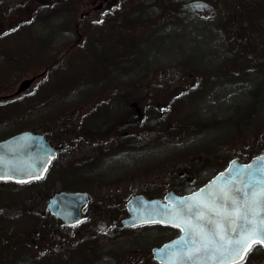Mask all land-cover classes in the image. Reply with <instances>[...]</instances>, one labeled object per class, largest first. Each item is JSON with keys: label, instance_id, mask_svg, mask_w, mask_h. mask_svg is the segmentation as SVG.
<instances>
[{"label": "rangeland", "instance_id": "1", "mask_svg": "<svg viewBox=\"0 0 264 264\" xmlns=\"http://www.w3.org/2000/svg\"><path fill=\"white\" fill-rule=\"evenodd\" d=\"M19 1L21 6L15 4ZM11 2L16 8L3 19L0 15V35L8 29H16L17 34L0 36V96L16 91L24 78L47 69L49 73L37 79L29 93L18 99L17 107L0 113V139L19 130H38L51 138L59 151L55 163L62 165L68 156L82 150L87 153L88 145L104 146L106 151L99 154L106 157L99 165L100 175L96 181L85 179L86 184L79 181V189H90V182L93 187L103 182L117 187L109 193L101 189L97 195L102 199L101 205H111L104 212L109 224L119 223L130 195L152 186L148 193L156 192L159 184L169 182L173 172H184V166L194 161L192 156L216 155L220 159L211 157L207 161L224 166L227 159L237 157L244 161L264 152L262 73L247 61L242 63L245 70L229 68L228 77H205V81L197 77V72L213 71L223 59L234 55L223 36L220 17L239 3L259 4L260 0H112L99 10L94 8L101 0H6L5 7L9 8ZM125 2L133 4L116 15L123 13L130 18L126 27L128 43L123 42L127 39L124 30L118 32L115 27L118 23L104 19ZM53 3L60 4L59 12L41 9L44 4ZM90 10L91 15L87 16L85 12ZM27 22L33 25L26 27ZM1 43L6 45L1 47ZM112 56L115 59L109 60ZM101 64H110L108 71ZM150 79L157 80L158 88H148ZM191 80L193 88L201 83L196 90L200 93L192 94V102L181 101L176 109L181 112L180 120H197L202 129L197 127L182 141L150 146L155 134H149L148 126L142 123L148 104L166 106ZM117 92L121 97L114 100ZM108 106L112 108L106 116L100 110L105 111ZM176 109L172 107L170 113ZM132 130L143 138L125 144L124 134ZM210 169L197 167L195 183L207 181ZM57 172L58 168L51 170L45 192L37 189L34 193L31 187H21L18 193L0 192V218L2 212L9 211L0 220V264H47L41 257L52 251L60 252V256L64 252L61 264H150L149 249L171 234L159 228L115 235L110 231L102 233L93 229V216L86 229L51 220L45 214L46 200L57 191ZM75 182L72 178L63 180L60 191L76 190ZM9 205L17 207L12 210ZM98 205L92 203L93 207ZM26 213H31L33 221L27 220L30 216ZM39 220L43 234L35 224ZM84 241L87 246L75 255V261L72 251Z\"/></svg>", "mask_w": 264, "mask_h": 264}, {"label": "snow or ice", "instance_id": "2", "mask_svg": "<svg viewBox=\"0 0 264 264\" xmlns=\"http://www.w3.org/2000/svg\"><path fill=\"white\" fill-rule=\"evenodd\" d=\"M252 167L248 166L249 182L243 189L236 187L235 181L244 175L245 170L237 168L229 169L227 174L221 173L189 196L167 198L173 201L161 210L167 220L153 222H167L183 234L175 242L178 252L168 257L169 264H199L201 253L210 254L212 259H216V254L221 258L233 254V259L239 257L242 261L253 244H264V200L258 199L260 193L255 190L248 191L257 183L264 184V179L253 180L257 174L264 177V164L254 171ZM4 178L9 177L0 175V179ZM30 178L42 177L30 175ZM206 212L211 213V218L207 219L211 236L199 223L205 220Z\"/></svg>", "mask_w": 264, "mask_h": 264}, {"label": "trees", "instance_id": "3", "mask_svg": "<svg viewBox=\"0 0 264 264\" xmlns=\"http://www.w3.org/2000/svg\"><path fill=\"white\" fill-rule=\"evenodd\" d=\"M61 1L62 0H60V2ZM168 1L172 3H178L180 0H168ZM59 3L58 4L53 3L50 6L44 4L43 6H41V9H46V10L49 9L50 13L55 14L56 12H59L61 10V9H58L60 7ZM131 4L133 3L131 2L123 3L122 8L119 7L117 10L111 12V17L104 18L105 22L108 19V20H111V23H115V24L118 23L117 25H115L118 32H122V30H124V32L122 33H124L127 36V39L123 41L125 43H128V38L130 39L128 31L126 30L128 23H130V18L126 17V15H124L123 13L117 16L116 12H120L119 10H125L126 6H127V9H129ZM41 9H39L38 13L42 11ZM126 13H129V10H127ZM112 18H114V20ZM45 21L47 20L45 19ZM220 22H221L220 27L224 34L223 36L228 41V43H230L231 52H234V55L231 56L228 60L223 59L220 65H217L215 68H213V71L207 70L206 72H201V71L197 72L198 74L197 77L199 76V78L202 81L206 80L205 77H207V80L208 78L212 80L215 78L228 77V76H231L229 68L235 69V68L243 67V69L245 70V67L243 66L242 63L248 61L249 64H252L253 68L256 69L255 71L259 70L262 73V77L264 79V0H260L259 4L251 3L248 5H243L239 3V5L235 6L234 9H230L226 14L221 16ZM134 25H135V22H134ZM122 36L123 35L119 36L118 39L121 40ZM132 47L133 49L131 51V54L134 56L136 55L135 54L136 45L134 44V39H133ZM104 58L105 57H103V59ZM108 59L114 60L115 57L112 56ZM228 62L235 63V64L229 65ZM101 65H103L102 69L104 71H108L110 64H107L108 66L106 64H101ZM193 84H194V80L186 82L183 85V90L180 91L177 95H174L172 98H170V103L167 104L166 106H160L159 104H156V103L154 104V102H151L150 104H148V107L146 108V116H147V121H148L146 122V124L148 123V128H147L148 130L147 129L146 130L148 131L149 134L150 133L155 134L153 136L156 138V139L154 138L151 139L150 146H153V144L154 143L156 144L157 142H161L163 144L167 142H173L176 140L182 141L185 138V136L188 133H190L192 130L194 129L197 130V127L199 128L201 127L202 129L203 125L199 126L198 125L199 123L197 120L191 123L188 122L189 120H180L179 115L181 112L178 109H176V107L179 105L181 101L191 100L192 102V98H191L192 94L196 93L199 90L198 86L201 85V83L198 82L196 88H193V86L191 87V85ZM209 84H211V82H209L208 85ZM158 86L159 84L157 83V80L153 81L150 79L148 88L154 89V88H158ZM193 90L195 91L193 92ZM163 92L167 93V91H164V90ZM197 93H200V92H197ZM120 94H121L120 92L114 93L113 99L116 100V97L118 98L121 97ZM261 95H262V90L260 92V96ZM38 101L40 102V100ZM108 107L109 108H107L105 111H102V109L100 110L101 112L105 113L106 116L108 115L109 110L112 108V106H108ZM172 107L176 109L174 113H170ZM161 111H163L164 114L161 113ZM140 124H141V121H140ZM170 124H172V126H170ZM164 125L166 126L163 127ZM124 136H126L125 137L126 144H131V141H132L131 139H142L143 138L139 136V133L136 130H132L131 132H128V133L125 132ZM140 144L143 145L144 147L146 146L144 142H140ZM147 147L149 146L147 145ZM56 166L57 167H55V169L58 168L57 173L59 176V180L55 183L54 188L59 191L60 189H62L64 178L60 170L61 164L59 163ZM43 192H45V189L43 190ZM26 215L27 216L31 215V213H26ZM21 218H23V216H21ZM33 219L34 218L32 217L27 220L33 221ZM35 224L39 228L38 232L43 234V230L40 229V226L42 224L41 221L39 220ZM85 246H87L86 241H84L81 245H79L78 247L76 246V248L73 249L72 257L74 258L75 261H78L75 255H77L80 249H82V247H85ZM61 255L64 256V252H62ZM62 256H60V252L53 253L52 251L46 254L45 256H42L41 258L47 264H61L63 262ZM81 257L83 258V254ZM152 264L154 263L152 262Z\"/></svg>", "mask_w": 264, "mask_h": 264}, {"label": "flooded vegetation", "instance_id": "4", "mask_svg": "<svg viewBox=\"0 0 264 264\" xmlns=\"http://www.w3.org/2000/svg\"><path fill=\"white\" fill-rule=\"evenodd\" d=\"M112 0H101V2H99V5L96 6L94 8V10H99L100 8H103L105 3H109ZM5 2L6 0H2L0 1V15L2 17V19L4 18L5 15H8L11 11L15 10V6L14 4L11 2V5L8 6L9 8H6L5 6ZM20 1L15 3L18 4V6H21ZM85 14L87 16L91 15V10L90 11H86ZM85 16V17H87ZM29 22V21H28ZM28 22L25 23L24 25L26 27H30L28 26ZM1 28V27H0ZM22 30V28L20 29V31ZM17 30L14 29H8L6 32L1 33L0 36H6L7 34H11V36H14ZM4 45H6L5 43H1V47H3ZM28 46V45H27ZM7 57H10L9 55H7ZM49 73V71H48ZM21 82V81H20ZM19 82V83H20ZM35 84V83H34ZM19 85V84H18ZM16 91L10 92L7 95H2L0 96V113L1 112H7L9 109H11L12 107H17L18 106V99H20L22 96L27 95V94H23V95H16L15 94ZM133 106V105H132ZM8 121L5 120L4 123H7ZM144 125H142L143 127ZM20 132V130L18 131ZM16 132V133H18ZM15 133V134H16ZM41 134L48 136L45 133L40 132ZM13 135V134H12ZM10 135V136H12ZM10 136L4 137L2 139H0V141L6 140L7 138H9ZM49 139H51L49 137ZM51 142V140H49ZM52 145H54L51 142ZM55 146V145H54ZM87 148H89V151H87V153H85L83 150L80 152V154L78 155H72V156H68L65 160V162L62 165V172H63V178L64 180H66L67 182L69 181L70 178L74 179L75 181V185L79 186L80 183L79 181L85 180L87 179L88 181H96V177L100 175L99 172V165L101 164V162L104 160V158L106 157H102L101 155H99V148H102L100 145L98 146H91L88 145L86 146ZM55 148L57 149V147L55 146ZM96 148V150H95ZM104 148V147H103ZM105 149V148H104ZM58 151V149H57ZM194 159L193 162L187 164L184 166V172L182 171H177L172 173V177L169 179L168 183H164L159 184L160 186L158 187L156 192H152V193H148V191H152V187H148V188H144V190H140V192L138 191L137 193H134L131 196L134 195H138L141 194L149 199H153V198H158L163 202H167L166 197L170 196L171 194H173V196L177 199L178 197H184V196H189L192 193L198 191V189H200L201 186L207 184L209 181H211L217 174H219L220 172H222L223 170H225V168L228 166V163L230 161V159H227L224 163V166L221 165V162H216L215 161H211L214 165H212V163L210 161H207V159L211 158L212 159H217L220 157H217L216 155H211V156H192ZM59 159V155L56 158V160ZM197 167L201 168V169H208L209 167H211L210 169V174L211 176L209 177V179L204 183V184H198V183H194L193 186H190L191 182L195 181V174L198 172ZM173 170H175V168L173 167ZM48 175V174H47ZM46 175V177H47ZM45 177V178H46ZM163 179H161L160 181H162ZM171 180V181H170ZM18 180L16 179H0V192H4V191H8V190H12L13 193H18L21 189L22 185H27L29 184V187H31V189H33L32 191L34 193L37 192V189H40L37 187V181L40 180H36V179H30V180H26L24 182H17ZM73 183V182H72ZM83 183L86 184V181ZM105 182H103L102 184H100L99 186H94L91 185L90 182V186L91 188H83V189H79L81 188L79 186V188H75L77 191H84L87 192L90 196V200L89 202L86 204V206H84L82 208L81 211V220L78 224H73V226L79 225L80 228H84L86 229L87 226H85L86 224H89L92 221V216H93V220L94 222L91 223L93 229L102 232V233H108L109 231L111 232V235H115L124 231H138V230H145V229H149V228H159L162 231H164L165 233H167L168 235L171 234V236L163 239V241L159 244H155L152 246L151 249H149L150 254L149 257L153 258V249L156 247H161L164 244L178 238L181 236V232L178 228L172 227L170 225H165V224H148V225H143V226H139V227H135V228H125L122 226V219L126 216H128V210L125 207L122 208V212H121V217L119 218L120 221L119 223H112L109 224L108 220L105 218V213L104 212H108V210H110V205L107 204H103L101 205L100 202H102V199H98L97 195L102 193L100 190L104 189V193H109V192H115V190L117 189V187H111V185L109 183L105 184ZM103 193V194H104ZM12 193H10L11 195ZM15 195V194H14ZM14 195L12 194V196L14 197ZM129 197V198H130ZM128 198V199H129ZM127 199V200H128ZM94 202H98L99 205L96 207L92 206V203ZM105 202V200L103 201ZM12 210H15V208L17 207L16 205H9ZM9 211L7 212H2L1 218L0 220H4L7 216ZM30 216V215H29ZM14 220V218L12 219ZM100 221H106L107 225L105 227L104 230H100L98 229V222ZM208 229L210 228L208 225ZM14 229V227H13ZM208 235L211 236V233L208 231ZM9 231V229H8ZM149 231V230H148ZM145 232V231H144ZM97 233V232H96ZM94 238L97 237V235L93 236ZM262 249L263 250V255H264V248L262 246H260L259 244H255L251 247L249 253L247 254V256L245 257V259L238 263V264H264V256L262 257V255L257 252L256 249ZM254 253L257 254V256H254Z\"/></svg>", "mask_w": 264, "mask_h": 264}, {"label": "water", "instance_id": "5", "mask_svg": "<svg viewBox=\"0 0 264 264\" xmlns=\"http://www.w3.org/2000/svg\"><path fill=\"white\" fill-rule=\"evenodd\" d=\"M45 73L46 71L39 76H43ZM36 78L32 77L23 80L15 94L20 95L28 91ZM53 156H55V149L43 136L34 135L31 132H22L8 140L0 142V175L20 181L30 178V175L43 176ZM262 164H264V153L254 157L248 163H242L238 159H233L230 161L227 169L222 173L227 174L229 169L239 168L245 170L244 175L235 181V186L243 189L244 185L249 182L248 166H253L252 170L254 171ZM261 179H264V177H261L260 174L253 177V180ZM262 189H264V184L257 183L254 185V189L250 188L248 191L251 193L255 190L257 193H260L258 199L264 200V192H262ZM87 196L86 193L80 192H58L49 199L47 209L64 223H73L79 220L80 209L86 203ZM163 206L164 204L158 199L149 200L143 196H135L127 204L130 216L123 220V224L125 226H136L155 220L166 221L167 216L162 215L161 211ZM210 218L211 213L206 212L205 220L199 222L201 226L205 227L206 234H208L207 219ZM105 226V222L99 224L100 228H104ZM180 238L167 243L161 249H156V259L162 264H169L168 257L173 252H178L175 242ZM221 259H223V264H234L240 261L239 257L233 259V254H225L223 258L219 254H216V259H212L210 254L201 253L199 264H221Z\"/></svg>", "mask_w": 264, "mask_h": 264}]
</instances>
